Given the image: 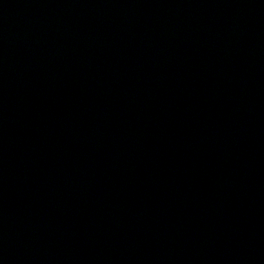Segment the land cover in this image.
Returning <instances> with one entry per match:
<instances>
[{"label":"water","instance_id":"water-1","mask_svg":"<svg viewBox=\"0 0 264 264\" xmlns=\"http://www.w3.org/2000/svg\"><path fill=\"white\" fill-rule=\"evenodd\" d=\"M131 120L264 211V0H10Z\"/></svg>","mask_w":264,"mask_h":264}]
</instances>
